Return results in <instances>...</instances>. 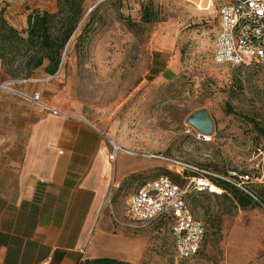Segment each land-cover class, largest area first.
Returning a JSON list of instances; mask_svg holds the SVG:
<instances>
[{
    "label": "rangeland",
    "instance_id": "1",
    "mask_svg": "<svg viewBox=\"0 0 264 264\" xmlns=\"http://www.w3.org/2000/svg\"><path fill=\"white\" fill-rule=\"evenodd\" d=\"M232 1L84 0L83 22L54 74L44 71L46 60L27 73L0 59V139L24 126L22 94L32 100L38 94L35 104L80 115L110 138L113 174L120 160L155 156L147 173L128 175L108 192L124 227L145 241L137 264H264V134L254 127L264 131V64H219L212 58L217 11ZM51 6L57 8V0H0L3 18L18 31L28 14ZM146 6L150 22L141 19ZM166 60L174 73L157 74ZM199 111L211 121L207 141L188 123ZM157 156L239 185L261 202L253 196L257 205L242 209L223 192L188 194L187 207L207 232L199 252L178 262L168 224L136 223L125 212L142 181L165 171L177 174Z\"/></svg>",
    "mask_w": 264,
    "mask_h": 264
},
{
    "label": "crops",
    "instance_id": "2",
    "mask_svg": "<svg viewBox=\"0 0 264 264\" xmlns=\"http://www.w3.org/2000/svg\"><path fill=\"white\" fill-rule=\"evenodd\" d=\"M25 27L26 18L19 28ZM171 62L166 60L157 74L174 73ZM22 97L28 109L24 126L0 139V264L100 258L137 264L145 241L124 227L108 192L128 175L147 173L154 166L150 155L128 164L118 161L113 174L109 159L116 151L110 153V138L93 122Z\"/></svg>",
    "mask_w": 264,
    "mask_h": 264
},
{
    "label": "built area",
    "instance_id": "3",
    "mask_svg": "<svg viewBox=\"0 0 264 264\" xmlns=\"http://www.w3.org/2000/svg\"><path fill=\"white\" fill-rule=\"evenodd\" d=\"M212 58L219 64L264 63V0H234L219 7L212 39ZM33 100H38V94ZM197 137L209 140L206 134L198 133ZM157 157L173 166L171 170L178 174L184 169L194 173L185 178L183 186L163 175L143 182L127 200V216L142 224L170 217L174 256L178 262L188 261L199 252L206 229L193 217L185 198L192 192L220 194L221 189L204 171L173 158ZM237 187L242 189L239 185ZM106 203L109 204L108 199Z\"/></svg>",
    "mask_w": 264,
    "mask_h": 264
},
{
    "label": "trees",
    "instance_id": "4",
    "mask_svg": "<svg viewBox=\"0 0 264 264\" xmlns=\"http://www.w3.org/2000/svg\"><path fill=\"white\" fill-rule=\"evenodd\" d=\"M83 5L84 0H57L55 11L34 10L28 14L26 27L21 31L12 27L0 12V59H2L3 64L11 65L15 63L18 65L16 68H22L29 73L41 67L46 60L47 64L44 66V71L49 75L54 74L59 68L62 55L70 39L83 22ZM141 19L143 22L152 21L147 6L142 12ZM254 127L260 134H264V131L256 124ZM193 173L188 169H184L182 174L165 171L164 175L175 184L183 186L186 182L185 178ZM210 179L221 189V193L223 192L226 197L231 198L242 209L257 205V202L253 200V196L258 199V202H261L259 197L251 191L246 193L228 181ZM145 181L147 180L142 181L138 186ZM220 194L214 193V195ZM156 222H165L170 228L171 218L160 217ZM82 263L128 264L108 258L80 261L77 264Z\"/></svg>",
    "mask_w": 264,
    "mask_h": 264
},
{
    "label": "water",
    "instance_id": "5",
    "mask_svg": "<svg viewBox=\"0 0 264 264\" xmlns=\"http://www.w3.org/2000/svg\"><path fill=\"white\" fill-rule=\"evenodd\" d=\"M188 123L195 127L200 134L211 132V121L204 111H199L188 117Z\"/></svg>",
    "mask_w": 264,
    "mask_h": 264
},
{
    "label": "bare ground",
    "instance_id": "6",
    "mask_svg": "<svg viewBox=\"0 0 264 264\" xmlns=\"http://www.w3.org/2000/svg\"><path fill=\"white\" fill-rule=\"evenodd\" d=\"M115 148H117V147L115 146Z\"/></svg>",
    "mask_w": 264,
    "mask_h": 264
}]
</instances>
